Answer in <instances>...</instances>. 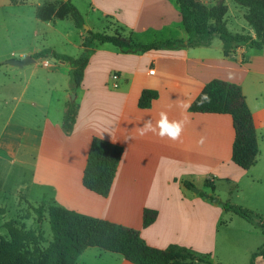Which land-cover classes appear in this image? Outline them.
Instances as JSON below:
<instances>
[{
  "label": "crops",
  "instance_id": "1",
  "mask_svg": "<svg viewBox=\"0 0 264 264\" xmlns=\"http://www.w3.org/2000/svg\"><path fill=\"white\" fill-rule=\"evenodd\" d=\"M71 1L88 26L87 36L81 33L79 49L82 53L83 43L87 42L94 52L76 91L69 88L71 65L58 60L53 61L59 62L58 65L49 62L45 65L51 68L54 82L50 76L40 77L28 80L25 86L26 93L33 84L24 111L22 149L17 154L24 172L31 170L24 173L25 203L36 207L56 204L121 224L138 231L149 245L157 248L171 244L202 245L206 218L211 219L215 213L219 216L222 210L215 205L220 199L211 198L216 184L222 181L237 185L247 178L255 195L258 191L253 185L264 180V173H244L249 169L233 162L235 129L231 115L192 112L190 107L186 110L181 107V103L191 105L214 79L240 86L258 134L259 152L254 167L257 166L259 161H264V46H240L226 55L223 42L214 38L210 46L122 52L112 44L107 46L94 38L88 39V30L96 33L101 27H117L145 43L186 39L177 0ZM202 1L214 5L217 0ZM242 28V33L256 36L250 26ZM148 35L153 38L147 39ZM171 35L175 38H169ZM38 52L24 53L19 58ZM113 74L119 78L113 80ZM111 81L117 87L110 89ZM146 89L157 91L158 97L150 107L140 108L138 102ZM58 91L64 95L58 97ZM71 94L75 99L70 100ZM70 101L79 107L73 127L67 130L63 122ZM162 111L169 120L187 119L179 141L161 139L152 133L140 135L143 122L150 119L155 124ZM94 137L123 148L107 197L83 184ZM1 147L0 144L4 153L12 149L7 145ZM185 182L193 187L188 188ZM206 182L214 185L208 196L201 195ZM195 187L200 192H194ZM145 209L157 211L155 221L148 227L143 226ZM254 218L260 221L255 215ZM92 249L99 250V257L108 252L87 248L75 264ZM112 254L118 264H133L120 254ZM263 260L258 258V264Z\"/></svg>",
  "mask_w": 264,
  "mask_h": 264
},
{
  "label": "trees",
  "instance_id": "2",
  "mask_svg": "<svg viewBox=\"0 0 264 264\" xmlns=\"http://www.w3.org/2000/svg\"><path fill=\"white\" fill-rule=\"evenodd\" d=\"M233 1L246 8L245 19L255 31V37L249 33H232L228 29L226 15L229 8L225 0H217L214 5H208L202 0L176 1L181 12V23L187 35L186 39L145 43L119 32L110 35L88 30V33L98 42L112 44L122 52L210 46L215 37L223 42V51L226 55L240 46L263 47L264 0ZM10 2L14 5L26 4L25 0H10ZM62 7L63 13L59 19L70 16L75 26L82 29L85 25L84 17L72 1H64ZM36 17L41 21L49 22L53 18L52 9L39 6L36 8ZM83 47L82 53L77 57L56 52L51 48H45L33 57L36 59L50 57L69 63L72 67L69 88L76 91L83 82L90 56L94 52L88 48L87 42L83 43ZM205 94L211 98V102L201 105V97ZM157 97V91L146 89L142 92L138 105L140 108H148ZM78 107L74 102H69L63 122L65 129L69 130L73 127ZM190 111L231 115L235 129L232 160L245 170L255 165L259 152L258 134L252 112L240 86L220 79L211 80L192 102ZM122 154L121 146L100 137H94L83 174L84 186L102 197H107L116 177ZM184 184L188 188L193 187L190 182ZM206 185L214 189L213 184L206 182ZM29 205L39 222L43 220L46 213L48 214L53 240L47 246H43L47 242L44 233L27 230L24 223L20 224L15 219L8 220L3 226L9 237L0 234V264H75L82 252L90 247L120 254L133 264H191L194 261L215 264L207 258L196 256L183 246L153 247L142 238L138 231L109 220L82 214L56 204L47 207ZM224 208L261 228L264 232L263 219L257 221L252 211L229 202L224 203ZM5 213L4 207H0V216ZM29 215L30 213H27L22 219L29 218ZM156 217V210L145 209L143 226L151 225ZM260 257L264 259V244L252 254L250 264H258Z\"/></svg>",
  "mask_w": 264,
  "mask_h": 264
},
{
  "label": "rangeland",
  "instance_id": "3",
  "mask_svg": "<svg viewBox=\"0 0 264 264\" xmlns=\"http://www.w3.org/2000/svg\"><path fill=\"white\" fill-rule=\"evenodd\" d=\"M25 1L26 4L14 5L10 0H0V144L3 146L1 149H4L5 145L7 148L12 147L9 152L14 153L12 155L0 151V207H4L6 212L0 216V234L9 237L3 225L8 220L15 219L20 224L24 223L27 230L44 233L47 242L43 246H47L53 240L49 216L46 213L43 220L39 222L37 215L30 209V205L25 203L24 187H22L24 173H30L31 170L28 168L24 172V164L19 161L20 155L17 154L22 149L24 111L28 108L27 100H29L33 84L26 93L25 86L28 80L31 82L40 77L42 79V77L50 76L54 82L55 77L53 78L51 68H47L45 65L47 62L58 65L59 62H53L51 58L40 60L38 64L12 66L7 61L19 58L21 54L34 53L45 48L78 56L81 54L79 49L82 41L81 33L87 36L85 30L88 26L85 23L81 32L79 28L75 27L72 19L63 17L58 20L63 13L62 5L65 0ZM226 4L229 8L226 15L228 29L232 33H242V26L249 27L245 19L246 8L239 6L233 0H227ZM39 6L52 9L53 18L51 21L53 22H43L36 18V8ZM95 31L110 35L119 32L129 36L117 27H101ZM134 36L133 38L138 40ZM146 38L153 37L148 35ZM169 38L175 37L171 35ZM215 38L219 42V38ZM88 39L92 40V37ZM141 40L143 39L140 38L139 41ZM106 45L111 46L109 43ZM31 76L34 77L30 78ZM61 81H64V78ZM108 87L114 88L112 81L109 82ZM62 95L64 93L58 91V97ZM72 95L74 94L70 95V100H73ZM244 173H264V161H259L257 166L251 167ZM251 186L245 178L237 185L221 181L216 184L215 193L211 187L207 186L211 189L204 187L201 195L207 196L210 191H213L211 198L213 201L220 199L215 205L222 210L219 216L215 213L211 219L206 218L205 238L202 245L183 247L189 249L196 256L207 258L215 264H250L252 254L264 244V232L232 211H227L224 208V203L229 202L232 205L248 209L254 213L257 219L262 218L264 222V180L253 185L258 191L255 195L250 189ZM192 189L196 192L194 188ZM195 189L200 190L198 187ZM27 213H30L29 218L22 219L23 216L26 217ZM177 246L182 245L178 244ZM97 251L99 250H89L83 258L79 259V264H118L113 258L116 256H113L112 253L104 252L106 256L99 257ZM196 264L205 263L198 261ZM260 264H264V260Z\"/></svg>",
  "mask_w": 264,
  "mask_h": 264
},
{
  "label": "clouds",
  "instance_id": "4",
  "mask_svg": "<svg viewBox=\"0 0 264 264\" xmlns=\"http://www.w3.org/2000/svg\"><path fill=\"white\" fill-rule=\"evenodd\" d=\"M211 98L205 94L201 97L200 104L210 103ZM181 107L185 110L190 107V104L185 105L181 103ZM160 118L156 121L155 124L149 119L145 120L142 126L139 129L140 135H146L148 133H152L154 135H158L161 139L167 138L173 142L179 141L181 134L184 130L186 123H188L187 119L180 120H169L166 112H160Z\"/></svg>",
  "mask_w": 264,
  "mask_h": 264
},
{
  "label": "water",
  "instance_id": "5",
  "mask_svg": "<svg viewBox=\"0 0 264 264\" xmlns=\"http://www.w3.org/2000/svg\"><path fill=\"white\" fill-rule=\"evenodd\" d=\"M86 29H88V27H86ZM39 59L41 61L46 60V57H40ZM53 61H56V59L53 58ZM36 62H37V59L34 58L32 55H26L25 57H22V58L9 59L7 61V63L12 65V66H25V65H30V64L36 63ZM72 98L75 99V95H72ZM194 190L196 192H199V190H196L195 188H194Z\"/></svg>",
  "mask_w": 264,
  "mask_h": 264
},
{
  "label": "built area",
  "instance_id": "6",
  "mask_svg": "<svg viewBox=\"0 0 264 264\" xmlns=\"http://www.w3.org/2000/svg\"><path fill=\"white\" fill-rule=\"evenodd\" d=\"M118 78H119V76L117 74L112 75L113 80H117ZM114 86L117 87V83H115Z\"/></svg>",
  "mask_w": 264,
  "mask_h": 264
}]
</instances>
